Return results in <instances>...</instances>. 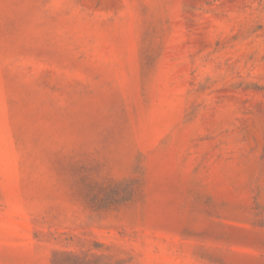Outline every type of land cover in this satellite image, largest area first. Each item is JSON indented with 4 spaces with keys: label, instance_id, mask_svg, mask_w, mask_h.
<instances>
[{
    "label": "rangeland",
    "instance_id": "obj_1",
    "mask_svg": "<svg viewBox=\"0 0 264 264\" xmlns=\"http://www.w3.org/2000/svg\"><path fill=\"white\" fill-rule=\"evenodd\" d=\"M0 264H264V0H0Z\"/></svg>",
    "mask_w": 264,
    "mask_h": 264
}]
</instances>
